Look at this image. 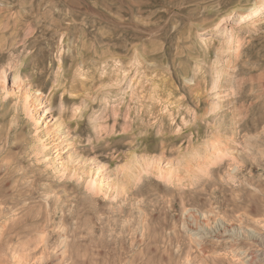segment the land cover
Returning a JSON list of instances; mask_svg holds the SVG:
<instances>
[{"label": "rangeland", "instance_id": "obj_1", "mask_svg": "<svg viewBox=\"0 0 264 264\" xmlns=\"http://www.w3.org/2000/svg\"><path fill=\"white\" fill-rule=\"evenodd\" d=\"M0 264H264V0H0Z\"/></svg>", "mask_w": 264, "mask_h": 264}, {"label": "bare ground", "instance_id": "obj_2", "mask_svg": "<svg viewBox=\"0 0 264 264\" xmlns=\"http://www.w3.org/2000/svg\"><path fill=\"white\" fill-rule=\"evenodd\" d=\"M225 225H226V224H225ZM202 227H203V226H202ZM204 227H205V226H204ZM228 227H229V226L226 225V226H225V229H223V231H214V230H213L212 232H211V231L208 232V231H206V229H205V231L202 230V231H200V233H201V234L204 233V236H205V233H206V234L208 233V234H211V235H213V234H214V235H216V234H218V235H219V234H221V235H228V236L231 237V239H236V238H238L239 235L237 234V232L235 231V229H234L233 227H229V228H228ZM209 228H210V227H209ZM236 228H237V227H236ZM202 229H204V228H202ZM242 229H243V228H242ZM197 230H198V229H197ZM221 230H222V228H221ZM245 231H246V230H245ZM195 232H196V231H195ZM198 232H199V230H198ZM243 232H244V230H243ZM243 232H242V233H243ZM242 233H241V234H242ZM208 234H207V235H208ZM241 234H240V235H241ZM246 234H248V233H246ZM209 236H210V235H209ZM242 236H243V235H242ZM199 237H202V236H199ZM230 237H229V238H230ZM247 237H248L249 239H253V240H255V238H256L255 235H251L250 233L247 235ZM234 241H235V240H234ZM252 242H253V241H252ZM252 258H254V257H252ZM255 258H256L255 261L257 262L258 258H257V257H255ZM249 260H250V259H249ZM252 260H254V259H252ZM250 262L252 263V261H250Z\"/></svg>", "mask_w": 264, "mask_h": 264}]
</instances>
